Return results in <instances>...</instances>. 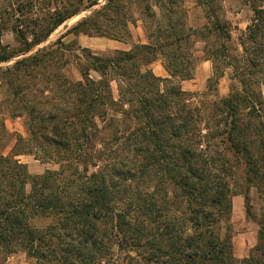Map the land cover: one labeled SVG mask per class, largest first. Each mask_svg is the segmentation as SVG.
I'll return each mask as SVG.
<instances>
[{"label":"trees","instance_id":"trees-1","mask_svg":"<svg viewBox=\"0 0 264 264\" xmlns=\"http://www.w3.org/2000/svg\"><path fill=\"white\" fill-rule=\"evenodd\" d=\"M99 1L0 0V63L30 53ZM221 1L197 0L207 21L194 28L178 0H106L49 46L0 68V258L264 264V0H245L253 16L236 43ZM134 15L148 43L108 57L64 43L71 34L127 40ZM6 32L17 49L2 43ZM197 41L213 77L232 70L230 93L210 112L181 85L194 77ZM158 59L168 77L149 68ZM74 63L80 79L68 74ZM6 115L24 117L27 131L8 154ZM24 154L58 169L34 175L18 159ZM238 194L259 225V242L243 259L230 223Z\"/></svg>","mask_w":264,"mask_h":264},{"label":"rangeland","instance_id":"rangeland-1","mask_svg":"<svg viewBox=\"0 0 264 264\" xmlns=\"http://www.w3.org/2000/svg\"><path fill=\"white\" fill-rule=\"evenodd\" d=\"M196 1L197 0H178L177 5L179 8H183L187 12V25L189 27L200 28L207 20L203 8L198 6ZM105 3L106 0H100L98 4L92 6L91 8L82 10L56 29L47 41L35 47L26 55L14 57L7 62L0 63V68L12 66L17 60L34 54L38 51V49L49 46L51 43L55 42L58 38L64 35L69 28L76 25L82 19L92 15V13L99 10L103 5H105ZM221 7L223 14H225L226 18L232 23L233 36L236 43L240 31L245 30L249 25L253 16V10L245 3V0H223L221 1ZM174 8H176L175 5ZM154 9L159 12L157 8L154 7ZM129 28L131 31V37L127 40L118 42L115 39H111L106 36H88L84 34L80 35L82 36L81 40H79V38L74 34L65 37L63 40L64 43L71 45L72 50L77 49L78 43L82 47H88L93 53L99 56L108 57L112 56L118 50L131 47V45L137 43L138 40L141 41L142 38L146 39L147 28L139 15H134V23H129ZM2 43L9 45L12 50L18 48L15 36L10 32H6L2 36ZM204 47L205 43L203 41H197L195 43L193 48V53L196 59L194 77L190 80L182 81L181 85L184 91L194 94L192 100L196 104L202 105L205 111L210 112L213 109L215 102L230 93L233 84L231 79L232 70L226 68L224 70V68L221 67L224 71L223 76L218 79L213 77L215 73L213 62L205 59ZM68 74L76 79H80L75 63L68 67ZM92 77L97 79L99 78V75L92 73ZM210 78H213L212 82H209ZM177 82L178 80H175V83ZM112 88L114 97L118 98L119 91L118 83L116 81L112 82ZM261 90L264 93V86L261 87ZM5 124L9 132L13 135V138H11V141L4 150V152L8 154L16 141L15 135L21 134L26 137L27 131L24 117H12L6 115ZM18 159L22 163L27 164L30 173L34 175L43 174L46 170L58 169V165L54 163H43L40 160H37L32 154L20 155L18 156ZM237 189L238 186H235L234 190L236 191ZM251 198L254 208L253 211L257 216H259L262 212L261 202L255 189H252ZM232 203L233 206L230 223L232 227L231 233L233 236L234 254L237 258L243 259L250 254L251 250L259 242V225L256 221L247 216L244 195L238 194L233 196ZM0 264H34V260L28 258L24 252H18L9 256L6 260L0 258Z\"/></svg>","mask_w":264,"mask_h":264},{"label":"crops","instance_id":"crops-1","mask_svg":"<svg viewBox=\"0 0 264 264\" xmlns=\"http://www.w3.org/2000/svg\"><path fill=\"white\" fill-rule=\"evenodd\" d=\"M77 37L79 38V40H81V38H82V36H80V35H78ZM113 41H114V40H113ZM113 41H111V42H113ZM116 41L118 42L119 40H116ZM137 43H148V38H147V36H146V39L142 38V40H141V41L138 40ZM134 44H136V43H134ZM134 44H133V45H134ZM133 45H131V47L126 48V49H123V50H130V49L132 48ZM86 48H88V47H86ZM149 68H150V69L153 71V73H154L156 76H158V77H163V78H165V77H168V76H169V74H168V72H167V70H166V68H165V66H164V62H163V60H161V59H158V60L152 62V63L149 65Z\"/></svg>","mask_w":264,"mask_h":264}]
</instances>
